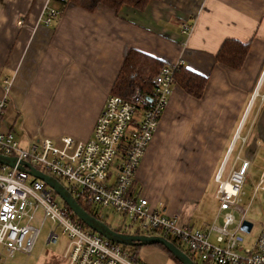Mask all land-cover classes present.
I'll list each match as a JSON object with an SVG mask.
<instances>
[{"label": "crops", "instance_id": "crops-1", "mask_svg": "<svg viewBox=\"0 0 264 264\" xmlns=\"http://www.w3.org/2000/svg\"><path fill=\"white\" fill-rule=\"evenodd\" d=\"M47 5L60 12L50 25L42 18ZM184 22L192 25L187 35ZM227 38L251 42L238 70L216 60ZM130 48L167 64L183 60L209 77L201 98L175 83L133 186L180 224L205 227L202 200L230 148V161L237 151L233 162L248 160V171L264 150V0H150L143 10L118 11L0 0V99L8 98L1 130L24 148L43 136L90 139ZM138 256L146 264H177L155 245Z\"/></svg>", "mask_w": 264, "mask_h": 264}, {"label": "built area", "instance_id": "built-area-1", "mask_svg": "<svg viewBox=\"0 0 264 264\" xmlns=\"http://www.w3.org/2000/svg\"><path fill=\"white\" fill-rule=\"evenodd\" d=\"M59 13L47 5L44 23L50 25ZM181 28L187 35L192 25L184 22ZM183 62L164 65L153 78L152 93L136 89L130 98L109 94L88 140L43 136L24 148L12 132L1 130L8 98L0 99V153L17 158L15 166L0 162V264L16 252L31 254L41 227L49 220L60 225L68 238L63 264H146L75 218L51 186L31 175L27 167H19L21 161L57 178L101 218V210L111 207L121 214L124 229L178 240L197 264H264V221L251 242L246 235H253L254 223L250 231L243 229L248 220V210L242 206L247 195L243 186L250 162L244 160L239 166L233 162L224 176L233 147L215 176L218 212L205 227L180 224L176 216L152 206L133 188L137 169L173 94L175 68ZM255 188L264 190V169ZM58 237L52 231L49 241L56 242Z\"/></svg>", "mask_w": 264, "mask_h": 264}, {"label": "trees", "instance_id": "trees-1", "mask_svg": "<svg viewBox=\"0 0 264 264\" xmlns=\"http://www.w3.org/2000/svg\"><path fill=\"white\" fill-rule=\"evenodd\" d=\"M52 1L60 3V6L62 7H64L69 2H72L89 11H94L99 5L108 6L116 11H118L123 6H130L135 9L143 10L147 7V5L150 2V0H52ZM250 47H251V42H242L237 39L227 38L223 41L222 45L220 46L216 55V60L217 62L225 66L238 70L245 63L247 55L249 54L250 51ZM166 64L167 63H165L164 60L156 56L148 54L137 48H130L126 54L121 69L113 83L111 94L120 95L125 98H130V96L134 93L136 89H141L142 91L152 93L154 89L153 78L160 71V69ZM208 79H209L208 76L200 74L192 70L191 68L185 66L184 64H180L175 68V74H174L175 83L180 85L188 94L192 95L195 98H201L203 96L205 92V88L208 83ZM77 200L79 204H81V206L85 210H87L90 214L107 223L103 218L99 216V213L96 210H94L90 204L81 201L80 199ZM74 216L75 218L79 219L75 214ZM84 225L90 228L85 223ZM113 229L125 234H134V235L144 234V233H140L138 230L132 231L129 229H124L123 227L113 228ZM167 239H169L170 241L175 243L178 247H180L185 252H187L184 249V247L179 243L178 240L172 237H167ZM130 242H126V243L122 242L120 244L128 248L131 251V253H133L136 256H138L141 247L147 245L142 241L132 240ZM149 245H155L163 249L177 264H184L179 259V257L174 255L167 247L158 243H152Z\"/></svg>", "mask_w": 264, "mask_h": 264}, {"label": "rangeland", "instance_id": "rangeland-1", "mask_svg": "<svg viewBox=\"0 0 264 264\" xmlns=\"http://www.w3.org/2000/svg\"><path fill=\"white\" fill-rule=\"evenodd\" d=\"M11 87V86H10ZM264 92V88L262 89ZM261 92V93H262ZM10 94V89H9ZM264 96V95H263ZM247 128V125L245 129ZM242 129V128H241ZM237 151L233 154L227 170L229 171L231 164L236 157ZM264 168V150H260L257 156L252 160L250 169L244 182V190L247 195L244 197L242 206L248 210L247 219L254 223L253 235H246V240L251 242L257 235L261 223L264 221V190L259 189L256 191V185L259 182L260 175ZM228 171L224 173V176L228 174ZM218 189V182L212 179L205 191V195L201 204L202 223H213V216L218 210V201L215 197ZM58 201H63L60 197ZM102 218L113 228H120L123 225V219L121 214L116 212L111 207H105L101 210ZM54 231L59 237L56 242L49 241L50 233ZM68 244V238L63 233V229L60 225L47 221L42 227L39 237L36 241L35 247L31 254H25L22 252H16L12 257L6 259V264H38L43 258L46 260L45 264H63V253L66 250ZM187 249L186 247H184ZM174 264V263H172ZM213 264V263H211ZM215 264V263H214Z\"/></svg>", "mask_w": 264, "mask_h": 264}, {"label": "water", "instance_id": "water-1", "mask_svg": "<svg viewBox=\"0 0 264 264\" xmlns=\"http://www.w3.org/2000/svg\"><path fill=\"white\" fill-rule=\"evenodd\" d=\"M0 162L8 164L10 166H15L17 162L16 157L6 156L0 153ZM21 169H25L26 167L29 170V173L36 178L41 179L52 189L55 193L69 206V208L73 211V213L86 225H88L91 229L97 231L98 233L110 238L111 240L118 243H126L132 240L142 241L147 245L152 243H158L165 247H167L174 255L179 257V259L184 264H197L187 252L178 247L175 243L170 241L164 236L160 235H148V234H125L122 232H118L114 230L109 224L105 223L103 220L96 218L92 214H90L87 210H85L81 204H79L78 200L71 194V192L63 185L61 181L52 175L41 171L36 168L29 162L21 161L20 166ZM253 224L249 220H245L243 223V229L245 231H250ZM131 243V242H130ZM129 244V243H128Z\"/></svg>", "mask_w": 264, "mask_h": 264}]
</instances>
